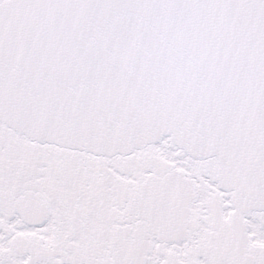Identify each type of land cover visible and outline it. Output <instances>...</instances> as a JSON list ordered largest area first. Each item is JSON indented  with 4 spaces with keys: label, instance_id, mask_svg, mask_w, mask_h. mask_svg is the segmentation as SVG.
Segmentation results:
<instances>
[{
    "label": "snow or ice",
    "instance_id": "obj_1",
    "mask_svg": "<svg viewBox=\"0 0 264 264\" xmlns=\"http://www.w3.org/2000/svg\"><path fill=\"white\" fill-rule=\"evenodd\" d=\"M0 264H264V0H0Z\"/></svg>",
    "mask_w": 264,
    "mask_h": 264
}]
</instances>
